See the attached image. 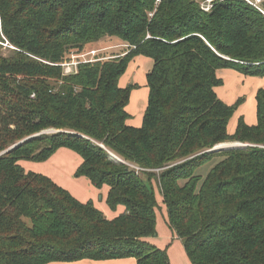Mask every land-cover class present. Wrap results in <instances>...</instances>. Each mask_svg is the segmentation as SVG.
<instances>
[{
    "label": "trees",
    "instance_id": "1",
    "mask_svg": "<svg viewBox=\"0 0 264 264\" xmlns=\"http://www.w3.org/2000/svg\"><path fill=\"white\" fill-rule=\"evenodd\" d=\"M107 38L127 46L122 57L62 76L70 53ZM136 57L152 61L137 128L126 107L138 86H119ZM219 70L264 77V14L243 0L209 12L196 0H0V264H170L148 241L151 183L190 264H264V90L255 125L239 117L229 132L242 99L218 98ZM224 143L243 148L213 150ZM62 148L81 160L74 176L106 185V205L122 213L107 218L20 165Z\"/></svg>",
    "mask_w": 264,
    "mask_h": 264
},
{
    "label": "rangeland",
    "instance_id": "2",
    "mask_svg": "<svg viewBox=\"0 0 264 264\" xmlns=\"http://www.w3.org/2000/svg\"><path fill=\"white\" fill-rule=\"evenodd\" d=\"M196 1L199 2L200 0H196ZM262 2H264V0H262ZM101 41L103 42V44L100 45L98 49H96L97 47L94 48L99 52L98 54L100 56L106 59L122 57L127 49V46L123 44L121 41H119L117 38H111V39L107 38ZM2 46H3L2 48L3 55L7 56L10 50L12 49L9 48L6 45V43L2 44ZM105 48L107 50H104V52H102L101 50ZM85 50L88 51L93 49L92 47L89 46ZM139 61L140 60H133L128 64L127 69L119 83V86L122 88L130 84H136V83L139 86V89L132 92L130 103L128 106L129 107L128 112L130 116L129 119L132 121H134L136 117L141 114L140 108H143V104H144V100L142 99L141 94L143 92H146V88L144 87L145 86L144 73L148 68L146 69V66H143L142 63H140ZM151 65H152V61L150 60V66ZM216 75L217 78L222 80V85L215 89L217 96L220 100H222L227 105H232L237 100L242 99V102L239 104L237 110L235 111L234 115L229 121L228 131L233 133L236 127L237 119L239 117H242L247 125L249 126L255 125L256 123L255 94L259 89L264 90V77H244L230 70H219L217 71ZM143 81H144L143 84L144 86L140 83ZM49 132H53V131H49ZM229 144H234V143H229ZM236 148H243V146L241 145V147H236ZM221 150H227V149H218L217 147L216 151H221ZM113 158L115 160H118L116 157ZM74 161H79L80 163V158L69 150L61 149L54 156H52L51 158H49L44 162L21 161L20 165L25 169V171H31V172L33 171L47 176L49 174H54L55 172L60 173L61 175L60 183L62 184V186L60 185L61 187L63 188L66 187L65 189L70 190L72 193L73 191L77 192L78 195L84 198L81 202H86V200L88 202L91 200L95 205L104 208L105 209L104 212L107 215L111 216L113 213L108 208V206L104 201V196L107 191V186L103 185L100 189L93 187L91 184L90 187L86 186L87 183L85 181H88L86 178L84 177L76 178L74 176L73 168L76 167ZM213 165L214 163L211 162L200 168L197 171V173L201 176H204ZM151 186L153 187L156 204H157L155 209L156 235L155 237H151L148 241L157 248L166 251L170 264L177 260H180L179 262L182 263L183 260L185 259V253L182 242L179 239H177L169 229L166 221V210L162 203L159 190L154 185V183H151ZM86 187L87 189H89V192L86 189ZM83 193H85L86 197L84 196ZM100 196H102L103 198L102 201L98 200ZM121 208L122 207L119 206L117 210L119 211ZM186 259L185 261L188 264L189 262H187L188 260Z\"/></svg>",
    "mask_w": 264,
    "mask_h": 264
},
{
    "label": "crops",
    "instance_id": "3",
    "mask_svg": "<svg viewBox=\"0 0 264 264\" xmlns=\"http://www.w3.org/2000/svg\"><path fill=\"white\" fill-rule=\"evenodd\" d=\"M204 1L205 0H200L198 3L201 5V4H203L204 3ZM103 44V42L102 41H99V42H97L96 44H94V45H90V47H92V49H95L94 47H97L96 49H98V47L100 46V45H102ZM100 49V48H99ZM104 50H107L106 48L105 49H102L101 51L102 52H104ZM144 57H136V58H134L133 60H140L139 62L140 63H142V65L143 66H146V72L144 73L145 74V86L143 85L144 84V81L143 82H140L145 88H146V92H143L142 94H141V97H142V99L144 100V104H143V108H140V111H141V114L139 115V116H137L136 117V119L134 120V121H132V120H128L127 121V125H129V126H131V127H140L141 126V124H142V116H143V113H144V110H145V108H146V105H147V98H148V89H147V87H146V74L150 71V69H151V67H152V65L150 66V60L149 59H147V58H144ZM132 60V61H133ZM148 60V61H147ZM150 67V68H149ZM138 76V75H137ZM122 78V77H121ZM121 78H120V80H121ZM120 80H119V83H120ZM130 85H137L138 86V84L136 83V84H130ZM122 88V87H121ZM124 88V87H123ZM137 89H139V86H138V88ZM137 89H135V90H132L131 91V93H130V98H131V94H132V92H134V91H136ZM130 98H129V102H128V105H127V107H126V112L129 114V103H130ZM133 109V108H132ZM62 149H64V148H62ZM59 150H61V149H59ZM59 150H57L56 151V153L57 152H59ZM66 150H68V149H66ZM70 151V150H69ZM72 152V151H71ZM55 153V154H56ZM54 154V155H55ZM75 154V153H74ZM53 155V156H54ZM76 155V154H75ZM78 156V155H77ZM79 157V156H78ZM80 162H81V160H80ZM79 163V161H74V164L76 165V167H74L73 169V171L75 172V170H76V168L78 167L77 165H79L78 164ZM33 172V171H32ZM36 173V172H35ZM40 174V173H39ZM45 176H47V175H45ZM61 175H60V173H57V172H55L54 174H49L47 177H49L53 182H55L57 185H61L62 186V184L60 183V179H61V177H60ZM86 183H87V185L86 186H88V187H90V183L88 182V181H85ZM85 183V184H86ZM63 188V187H62ZM66 188V187H65ZM64 188V189H65ZM86 189H87V187H86ZM88 190V192H89V189H87ZM67 191L75 198V199H77L79 202H81L84 198H82V196H80V195H78V193L77 192H74L73 191V193L70 191V190H68L67 189ZM107 191H108V188H107ZM107 191H106V193H105V196H104V201H105V198H106V195H107ZM84 194V196H85V193H83ZM86 197V196H85ZM86 199V198H85ZM102 196H100L99 197V201H102ZM91 201V200H90ZM86 202H87V200H86ZM92 202V201H91ZM83 203H85V202H83ZM93 203V202H92ZM93 205L98 209V210H100L107 218H114V217H116L117 215H119L120 213H122L123 211H124V209H123V207L118 211L117 209L113 212L112 211V215L111 216H109V215H107L105 212H104V208H102L101 206H97V205H95L94 203H93ZM187 257H186V255H185V259H186ZM185 259L183 260V262L181 263V262H179L180 260H177V261H175V262H172L171 264H187L186 263V261H185ZM124 260V261H123ZM186 260H188V259H186ZM187 262H189V261H187ZM51 264H135V260L133 259V258H129V259H121V260H106V261H90V260H83V261H79V262H74V263H51ZM188 264H190V263H188Z\"/></svg>",
    "mask_w": 264,
    "mask_h": 264
},
{
    "label": "built area",
    "instance_id": "4",
    "mask_svg": "<svg viewBox=\"0 0 264 264\" xmlns=\"http://www.w3.org/2000/svg\"><path fill=\"white\" fill-rule=\"evenodd\" d=\"M215 1L216 0H205L204 3L200 5L202 11L209 12ZM243 1L248 5L257 9L258 11H260L262 14H264V11H262L260 8V4L262 3V0H243ZM8 47L13 49V47L11 46ZM98 53L99 52L95 49L88 50L81 54H76L74 52L70 53L69 57L64 62L59 64V67L62 70V76L75 75L77 73L78 66L81 64H91L97 61L106 60V58H103ZM136 170L138 171L139 169Z\"/></svg>",
    "mask_w": 264,
    "mask_h": 264
},
{
    "label": "bare ground",
    "instance_id": "5",
    "mask_svg": "<svg viewBox=\"0 0 264 264\" xmlns=\"http://www.w3.org/2000/svg\"><path fill=\"white\" fill-rule=\"evenodd\" d=\"M217 147H218V149H233L236 147H241V145L238 143H234V144L224 143V144L217 146ZM217 147L214 148V151L217 150ZM111 156L114 157L113 155H111Z\"/></svg>",
    "mask_w": 264,
    "mask_h": 264
},
{
    "label": "water",
    "instance_id": "6",
    "mask_svg": "<svg viewBox=\"0 0 264 264\" xmlns=\"http://www.w3.org/2000/svg\"><path fill=\"white\" fill-rule=\"evenodd\" d=\"M43 133H47V132H43ZM41 134H42V133H41ZM22 142H23V141H22ZM14 147H15V146H14ZM14 147H12V148H14ZM12 148H11V149H12ZM11 149H9V150H11ZM213 150H214V149H213ZM6 152H7V151H6ZM4 153H5V152H4ZM4 153H2V154H4ZM118 161L121 162L119 159H118ZM121 163H122V162H121Z\"/></svg>",
    "mask_w": 264,
    "mask_h": 264
}]
</instances>
